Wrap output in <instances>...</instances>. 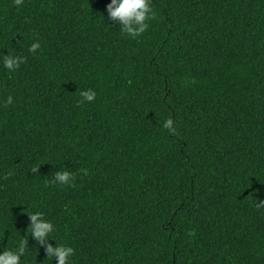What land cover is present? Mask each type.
<instances>
[{"label":"trees","instance_id":"obj_1","mask_svg":"<svg viewBox=\"0 0 264 264\" xmlns=\"http://www.w3.org/2000/svg\"><path fill=\"white\" fill-rule=\"evenodd\" d=\"M107 3L0 0V61L25 57L0 62V246L41 210L71 264H264V0H151L135 38Z\"/></svg>","mask_w":264,"mask_h":264},{"label":"clouds","instance_id":"obj_2","mask_svg":"<svg viewBox=\"0 0 264 264\" xmlns=\"http://www.w3.org/2000/svg\"><path fill=\"white\" fill-rule=\"evenodd\" d=\"M19 5L21 0H16ZM106 14L110 21L119 26L121 32L135 38L148 27V20L154 15L151 0H108ZM40 47L38 40H33L28 45V51H35ZM25 57L12 53L2 57V65L5 69L15 70L24 61ZM84 101H92L96 97L93 88H84L80 91ZM12 95L6 97L5 103H12ZM171 121L164 120L163 126L169 127ZM38 166L33 167L36 172ZM86 172V170H85ZM73 173L66 168L56 170L53 180L59 184L71 183ZM55 225L41 210H33L29 213V222L24 235H20L18 241L7 247L0 246V264H29L27 254V237L30 235L36 244L43 247L45 257L55 264H71V257L74 249L64 243H58L54 238ZM54 241V242H53Z\"/></svg>","mask_w":264,"mask_h":264}]
</instances>
